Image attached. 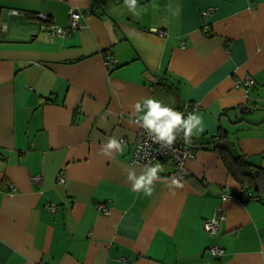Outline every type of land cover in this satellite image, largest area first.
Wrapping results in <instances>:
<instances>
[{"label":"crops","instance_id":"1","mask_svg":"<svg viewBox=\"0 0 264 264\" xmlns=\"http://www.w3.org/2000/svg\"><path fill=\"white\" fill-rule=\"evenodd\" d=\"M148 98L181 113L186 178L132 162ZM216 137L264 169V0H0V264H264V176Z\"/></svg>","mask_w":264,"mask_h":264},{"label":"built area","instance_id":"2","mask_svg":"<svg viewBox=\"0 0 264 264\" xmlns=\"http://www.w3.org/2000/svg\"><path fill=\"white\" fill-rule=\"evenodd\" d=\"M39 16L41 18H48L44 13H40ZM81 18L82 13L80 10L77 7H71L69 10V27L65 28L62 26H52L51 34L60 36L72 35L82 25ZM158 31L161 35L165 36V30L160 29ZM109 61L111 62L113 59L110 57ZM244 81L248 84L255 83V79L251 76H247ZM145 105L146 107H149L147 103H145ZM161 107L166 106L161 103ZM197 107V105L194 106L195 109ZM165 119H167V117H161L160 121ZM135 121L138 123L139 129L135 138V150L132 162L142 168H147L158 164L161 160L170 159L175 163V178L183 179L188 177L191 172L186 162L189 158H194L196 156V151L190 146L188 141L184 140L177 132V129L180 128V126H174L172 133L170 134L173 139L172 142L169 143L167 138L161 139L159 134L154 129L146 127L144 119L136 117ZM41 178V174L32 175V180L35 182L40 181ZM60 179L62 180L63 178L60 176ZM249 195L251 196V194ZM222 198L223 200H226L228 195L225 194ZM48 207L52 211L57 210L58 208L55 203L48 204ZM97 208L104 213H109L111 209L105 201L99 202L97 204ZM226 217V208L222 204L217 205L213 210L212 216L204 221L205 229L210 233L217 234L219 232L221 222L225 220ZM209 250L218 256L225 253V249L218 244L211 245Z\"/></svg>","mask_w":264,"mask_h":264},{"label":"clouds","instance_id":"3","mask_svg":"<svg viewBox=\"0 0 264 264\" xmlns=\"http://www.w3.org/2000/svg\"><path fill=\"white\" fill-rule=\"evenodd\" d=\"M146 102L149 106V111L147 115L144 117L145 126L154 129L161 139L167 138L168 142L171 143L173 137L170 135L174 126L179 125L181 123V113L178 111H172L168 107H161V103L155 99L148 98ZM137 108L139 109V103H137ZM161 117H168L167 119L160 121ZM159 121V122H158ZM188 132L191 130V122H187ZM187 135V132H186ZM116 144L115 140H112L109 144V147H112ZM157 167L160 165L157 164L156 167L151 168L149 174V182L151 180V176L155 175L157 171ZM144 183V177L141 176L137 181L136 187L139 188L141 184Z\"/></svg>","mask_w":264,"mask_h":264},{"label":"trees","instance_id":"4","mask_svg":"<svg viewBox=\"0 0 264 264\" xmlns=\"http://www.w3.org/2000/svg\"><path fill=\"white\" fill-rule=\"evenodd\" d=\"M177 132L180 134L181 128H178ZM218 138L220 137L215 138L217 139V143L214 145V148L223 153L225 162L232 173L244 181L252 180L254 184H257L259 182L257 178L264 176V169L247 161L243 156L233 153L232 149Z\"/></svg>","mask_w":264,"mask_h":264}]
</instances>
